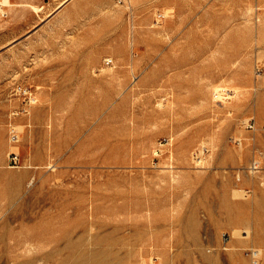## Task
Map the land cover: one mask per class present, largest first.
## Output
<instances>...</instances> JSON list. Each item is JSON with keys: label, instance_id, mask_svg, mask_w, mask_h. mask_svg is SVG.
I'll return each instance as SVG.
<instances>
[{"label": "rangeland", "instance_id": "374dc122", "mask_svg": "<svg viewBox=\"0 0 264 264\" xmlns=\"http://www.w3.org/2000/svg\"><path fill=\"white\" fill-rule=\"evenodd\" d=\"M57 2L0 0V264H264V0Z\"/></svg>", "mask_w": 264, "mask_h": 264}, {"label": "built area", "instance_id": "2783aa9c", "mask_svg": "<svg viewBox=\"0 0 264 264\" xmlns=\"http://www.w3.org/2000/svg\"><path fill=\"white\" fill-rule=\"evenodd\" d=\"M248 127H252V124H248ZM12 135H16L12 133ZM12 160L16 162L17 156L12 155ZM248 171H257L259 169V165L256 163V161H253L249 164L248 167H246ZM252 264H262L261 259H260V251L257 248H250L248 251Z\"/></svg>", "mask_w": 264, "mask_h": 264}, {"label": "crops", "instance_id": "0c3cea01", "mask_svg": "<svg viewBox=\"0 0 264 264\" xmlns=\"http://www.w3.org/2000/svg\"><path fill=\"white\" fill-rule=\"evenodd\" d=\"M66 2H68V0H58L57 4L53 8V10L56 9V8H58V7H60V6H62V5H64Z\"/></svg>", "mask_w": 264, "mask_h": 264}, {"label": "bare ground", "instance_id": "6f19581e", "mask_svg": "<svg viewBox=\"0 0 264 264\" xmlns=\"http://www.w3.org/2000/svg\"><path fill=\"white\" fill-rule=\"evenodd\" d=\"M19 243H21V242H19ZM17 245L19 246V244H17ZM17 245H16V246H17ZM24 246H25V244H24ZM24 246H23V247H24ZM21 247H22V246H21ZM16 248H17V247H16ZM16 248H15V249H16ZM19 248H20V247H19ZM14 251H15V250H14Z\"/></svg>", "mask_w": 264, "mask_h": 264}]
</instances>
